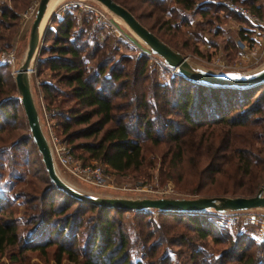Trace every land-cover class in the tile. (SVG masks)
Here are the masks:
<instances>
[{
  "label": "trees",
  "instance_id": "obj_1",
  "mask_svg": "<svg viewBox=\"0 0 264 264\" xmlns=\"http://www.w3.org/2000/svg\"><path fill=\"white\" fill-rule=\"evenodd\" d=\"M6 1L0 0V29L9 34L23 3ZM115 1L171 46L175 45L158 29L162 25V29L178 30L187 20H182L179 9L195 8L208 21L210 11L222 8L209 1L204 6L202 0H138L152 5L153 12L168 14L155 31L154 25L144 24L129 0ZM163 3L175 6L170 10ZM247 5L260 15L253 2ZM170 15L179 18L180 24L170 20ZM86 17L83 14L84 23ZM107 28L101 25L94 32L76 29V14L63 10L54 26H47L43 36L47 46L40 48L36 60L38 94L46 109H53L51 127L66 140L73 156L100 161L117 174L136 173L149 181L152 173L148 169L156 156L150 159L146 153L154 152L159 158L160 182L173 180L197 195H253L264 179V82L248 87L214 86L179 73L159 82L152 78L154 70H149L146 56L136 61L116 56L113 38L109 34L98 38L96 31ZM239 35L249 39L242 31ZM3 40L9 49L10 41ZM6 68L7 64H0V71ZM44 71L48 74L41 76ZM13 90V82L0 74V112L6 123L15 114L12 102L22 106L19 95L1 100ZM4 129L0 125V132ZM30 142L40 156L30 131L2 143L1 157L8 167L24 159V147ZM38 162L44 175L33 197L18 195L32 212L23 219L11 212L0 218V259L5 256L8 262H17L26 251L44 256L53 247L54 264L62 260L66 264H133L132 245L148 257L166 243L185 247L180 253L192 264H264V242H256L247 231L231 234L221 222L220 212L127 211L87 204L58 189L48 178L41 156ZM8 205V197L0 195V214ZM129 215L135 240L127 232ZM179 225L183 226L180 231L176 229ZM207 240L227 244L209 252L204 246ZM156 263L169 264V256Z\"/></svg>",
  "mask_w": 264,
  "mask_h": 264
},
{
  "label": "rangeland",
  "instance_id": "obj_2",
  "mask_svg": "<svg viewBox=\"0 0 264 264\" xmlns=\"http://www.w3.org/2000/svg\"><path fill=\"white\" fill-rule=\"evenodd\" d=\"M37 1L38 0H22L23 4L18 7L20 15L16 25L11 28L9 34L8 32L0 29V35H2L0 36V46L3 47L5 45L3 43V39H8V41H10L9 49H12L14 54V61L4 62L5 64H7V68L1 70L0 74H2V76H4L6 80L12 81L15 88V91H8L10 92L9 95H3L1 100L19 95L14 83V72L22 61V57L25 53L29 27L33 18ZM69 1L73 0H61V2H59L48 15L45 25L49 27L54 26L57 17L63 10H70L76 14V29L84 28V30L86 29L87 31L90 30L91 32H94V30H97L99 26L103 25H92L91 12L89 10H83L80 6L70 5L65 9L60 8L64 3ZM82 1L100 6L92 0ZM129 1L132 3L136 14L141 16L144 24L152 26L154 25L155 31H157V25L160 24L164 19L168 18L166 17V15L168 16V14H161V10L153 12V9L151 7L152 5L147 6L146 4H143L138 0ZM202 1L203 3L204 1H209L213 4H220L222 8H216V10L210 11L209 17H207L208 21L206 20V17L199 14L195 8H193V10L179 9L180 14L183 15L182 20L185 19V17L187 20L179 26L178 30L167 29L165 26L164 29L166 33H163L164 29H162V25L161 28L158 29L161 35H163L165 38H170L171 43L175 45L170 46L179 51L181 54L185 55L196 66L214 72L239 74L249 72L261 66L264 63V0ZM6 2H9V0H7ZM229 2L244 6L248 9L250 7L247 5V3L253 2L254 5L260 9V15L255 12L260 17V23L248 20V18L232 9L229 6ZM205 5L206 4L204 3V6ZM164 6L168 9L171 8L170 10H172V6L175 5L166 3ZM83 14L88 15V17H86L87 20H85L87 22L85 23L82 20ZM214 14H216V18L213 17L212 19L211 16H213ZM106 15L107 17H110L112 20H114L108 12H106ZM170 16V20H177V22H179L180 24L179 18L175 17V19L172 15ZM117 24L121 29L120 31L113 27L112 29L107 28V31H96L98 38H101L104 34H109L113 38V41L115 43L114 45L117 48L116 56L121 55L122 57L131 58V60L133 61H136V59L140 58L141 56H146L149 62V70H154V75L152 78L159 80V82H164L169 78L170 75L177 73L175 69L169 67L158 55L148 51L146 46L142 42L136 41L131 33H129V31L123 25L119 23ZM239 31H242V33L245 34V36H248L249 39H241ZM5 34L7 35L5 36ZM84 36H87V32L84 34ZM128 37L133 39L135 42L133 40L132 42ZM45 46H47V43L42 40L40 43V48ZM3 48L7 49L5 48V46ZM47 72L48 71H44L43 75L41 76L47 75ZM33 77V83L31 82L32 93L36 105H39L38 91L36 88V82H34L35 72L33 73ZM6 88L8 89L7 85ZM12 104L15 106V114L14 117H10L7 123L1 118L3 112H0V125L5 126V129L0 132V136L3 135L4 140L0 142V146H2V143L15 141L17 138H20V136H24L27 131H29L22 106L16 102H12ZM8 112L11 113V111ZM261 115L264 116V111L261 113ZM24 148L25 149L23 151V154L25 156L24 159L26 158V161L24 159L18 160L16 161L17 164L12 165L11 168L8 167L6 161L2 159L1 154L3 150L0 148V195L3 198L6 195L9 200V205L6 209L7 211L5 213H1L0 218H4L6 215H8V212H11L15 217H20L21 219H23L26 217L25 213L32 212L30 209H26L24 198L18 199V195L23 194L26 199H31L34 195V190L40 185V181H42L41 178L43 177L44 173L41 170L42 166L38 162L40 161V156L36 152L34 145L30 142ZM8 149L9 148H7V150ZM146 154L150 159L156 156V158L152 159V167L148 169V173H152L151 180L149 181H144V179L136 175V173L126 172L117 174L109 170L108 173L111 177L110 184L105 186H95L91 183H86L83 180L72 176L71 174L63 171L58 166L57 169L60 175L77 189L102 196L147 197L139 196L141 195V193L126 190L123 186L130 188L134 187V185L137 183H147L153 184L156 187H162L164 185L170 184V182V185L173 186V192L163 195L165 197L208 196L192 194L189 190L180 188L179 185L175 184V182L170 179H166L164 182H160L158 180L157 174L159 166V158L157 157L158 154L154 152L151 154ZM263 182L264 179L259 184L258 188L262 185ZM55 200L57 201L58 197H56ZM246 212H255L264 215V208L248 209ZM131 220V216L129 215L128 223L126 222V227L130 239L135 240V231L133 230ZM245 223V231L249 233L254 229V224L248 222ZM182 227L183 226L179 225L176 226V229L180 231L182 230ZM18 229L22 232L24 230V227L20 225L18 226ZM228 230L231 234H234L236 229L231 225L230 227H228ZM226 244L227 243L214 244L212 240H207L204 246L209 252H213L223 248L224 246H226ZM183 249H185V247L183 246L168 247L166 243H163L155 248L154 253L151 256L144 257L139 252V250H137V247H134V245H132V254L130 257L133 264H136L135 262H137V260L140 261V264H159L156 263L157 259L162 258V256L165 255L167 257L169 256V264H192L185 253H180ZM52 251L53 247H49L46 250V255L44 256L36 251H26L24 253V258L19 259V261L13 263L8 262L5 256L1 257L0 260L3 261V264H54V260L52 259ZM65 262V260H62L60 264H66ZM227 264H232V261Z\"/></svg>",
  "mask_w": 264,
  "mask_h": 264
},
{
  "label": "water",
  "instance_id": "obj_3",
  "mask_svg": "<svg viewBox=\"0 0 264 264\" xmlns=\"http://www.w3.org/2000/svg\"><path fill=\"white\" fill-rule=\"evenodd\" d=\"M108 12L114 21L123 25L136 41L142 42L148 51L158 55L169 67L186 78L214 86L248 87L264 82V63L249 72L219 73L196 66L185 55L175 50L155 33L145 27L127 8L115 0H92ZM49 0H38L29 27V34L22 61L14 72V80L20 101L23 106L31 137L36 144L41 160L50 181L61 191L87 204L123 210L160 211H227L264 208V182L250 196L208 195L196 197H125L102 196L81 191L66 181L59 173L55 163L50 143L44 133L39 107L36 105L33 93V73L40 43L47 28L46 19L54 4L45 16ZM35 82V80H34Z\"/></svg>",
  "mask_w": 264,
  "mask_h": 264
},
{
  "label": "built area",
  "instance_id": "obj_4",
  "mask_svg": "<svg viewBox=\"0 0 264 264\" xmlns=\"http://www.w3.org/2000/svg\"><path fill=\"white\" fill-rule=\"evenodd\" d=\"M70 5H77L80 6L83 10H89L92 16V25L97 26L103 24L106 25L108 28L112 29L113 27L115 29H118L119 31L121 30L114 20H112L110 17H107L105 9L101 6L89 4L82 0H73L64 3L60 8L65 9ZM229 6L235 11L242 14L244 17L248 18V20L260 23V17L250 9L238 4H234L232 2H229ZM36 59H38V55ZM13 61V50L4 49L0 46V63ZM35 82L36 86H38L40 81L35 78ZM38 99L39 112L44 133L50 143L51 151L57 166L63 171L71 174L72 176L80 180H83L86 183H91L95 186L109 185L111 182V177L108 173L109 169L100 161H83L80 158L74 157L71 153L70 146L66 142V140L62 139L57 134H55L51 127L50 115L53 113V109H46L39 94ZM170 184L164 185L162 187H156L153 184L137 183L134 185V187H123H125L124 189L126 190L141 193V195L139 196H163L173 192V186ZM246 211L247 210L224 212L222 213L223 217L221 219V222L227 227H230L231 225L234 226L237 232H243L246 230L245 222L252 223L254 224V229L250 231L252 238L258 243L264 242V215Z\"/></svg>",
  "mask_w": 264,
  "mask_h": 264
},
{
  "label": "bare ground",
  "instance_id": "obj_5",
  "mask_svg": "<svg viewBox=\"0 0 264 264\" xmlns=\"http://www.w3.org/2000/svg\"><path fill=\"white\" fill-rule=\"evenodd\" d=\"M59 2H61V0H49L48 7H47V10H46L44 17H46V15L48 14L49 10L53 7V5L58 4Z\"/></svg>",
  "mask_w": 264,
  "mask_h": 264
}]
</instances>
